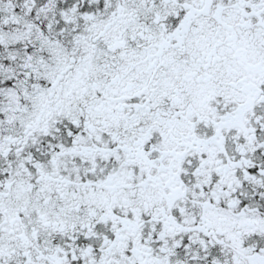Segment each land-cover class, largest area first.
Returning <instances> with one entry per match:
<instances>
[{"label":"snow or ice","instance_id":"snow-or-ice-1","mask_svg":"<svg viewBox=\"0 0 264 264\" xmlns=\"http://www.w3.org/2000/svg\"><path fill=\"white\" fill-rule=\"evenodd\" d=\"M0 264H264V0H0Z\"/></svg>","mask_w":264,"mask_h":264}]
</instances>
